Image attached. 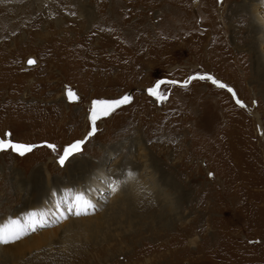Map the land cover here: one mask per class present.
I'll return each mask as SVG.
<instances>
[{"label": "rangeland", "instance_id": "374dc122", "mask_svg": "<svg viewBox=\"0 0 264 264\" xmlns=\"http://www.w3.org/2000/svg\"><path fill=\"white\" fill-rule=\"evenodd\" d=\"M0 1V22H4L5 29H13L18 13L26 15L20 17L22 24L18 28L17 37L24 42L18 44L20 49L14 50L16 46L10 45L13 37L0 26V55H3L0 66L4 74L0 76V138L7 139L6 134L11 133L16 141L37 145L23 157L12 151L0 153V226L5 240L12 233H19V239L11 243L0 242V264H264V86L251 82L256 79L257 65L251 63L252 55L236 44L229 30L230 19L237 16L229 11L230 7L234 4L242 7L249 0H128V5L124 0H65L69 7L77 9L74 8L75 14L59 18V23L75 19L76 15L81 19L86 14L84 8L95 13L96 4L106 8V20L100 19L105 24L119 14L121 23L137 21L136 31L143 30L140 31L143 40L139 36L131 40L130 34L136 33L126 29L127 26L120 33H113L119 30V19L114 21L110 35L103 33L110 23L91 33L93 26L87 21L73 27L66 22L58 29L52 20L49 30L47 20L23 12L30 0ZM122 1L123 11L115 14ZM175 1L181 5L179 17L187 21L183 27L185 35L175 30L172 20ZM130 8L137 13L129 19L125 12ZM33 21L38 22L36 26L31 24ZM24 44L31 49L22 48ZM99 44L110 56L104 66H99L102 60L97 58V53L103 50L92 49ZM60 47L65 53L57 55ZM46 53L55 55L56 61L49 64L47 60L48 64L43 65ZM29 58L37 60L36 64H28ZM9 60L10 65L18 66L17 71L8 67ZM40 60L44 61L42 67ZM114 60L121 63H113ZM193 75L218 78L235 90L236 97L210 80H191L185 86L184 81ZM158 80L179 83L161 85L157 90L163 97L161 100L148 92ZM66 89H74L80 102H69ZM126 92L133 94L131 102L111 116L97 120V132L81 146V152L74 154V159L69 157L71 163L60 165L57 152L43 146L47 142L59 150L83 139L91 126L92 101L117 98ZM236 98L245 107L236 104ZM179 137L183 138L181 143L188 154L185 160L177 148ZM165 138L173 139V145H164ZM109 149L112 154L105 157ZM151 159L155 163L153 168ZM79 164L88 168V172L76 173L80 171ZM48 167L53 186L71 189L77 181L64 179L69 172L78 175L84 185L88 173L104 167L109 177L97 180L114 184L117 200L102 202V196L95 194L102 204L91 208L93 202H88L86 210L73 218L82 197L72 191L67 199L61 200L57 193L54 199L46 200L45 210L51 215H46L44 222L38 221V215L36 221L25 219L34 212V204L43 199L34 195L30 186L22 190L23 185L31 183L34 173L47 171ZM152 181L158 192L144 197L150 202L153 198L160 199L155 209L157 220L150 223L145 218L144 222L136 223L138 199L132 206L131 195L137 192L136 186L148 190L146 186ZM146 190H142L143 194ZM84 192L86 198L88 190ZM167 193L173 200V211L161 200L167 198ZM64 206L67 214L61 218L57 211H63ZM146 209L149 210L148 206L137 213L144 217L150 212ZM105 213L107 225L95 228L88 224L99 215L106 217ZM141 225L150 226V231L131 237L142 229ZM89 230H94L98 237ZM43 234L47 235L39 247L25 245Z\"/></svg>", "mask_w": 264, "mask_h": 264}, {"label": "bare ground", "instance_id": "6f19581e", "mask_svg": "<svg viewBox=\"0 0 264 264\" xmlns=\"http://www.w3.org/2000/svg\"><path fill=\"white\" fill-rule=\"evenodd\" d=\"M5 1V0H4ZM3 1V2H4ZM28 1V0H27ZM31 2L29 3V4H27V2H26V4H27V8H25V9H23V12L24 13H27V15H29L30 13H32V14H34L33 16H36V19H39V20H47L48 22L46 23V28H48L49 30L51 29V26L50 25H52V20L54 21V22H56V24L58 25V29H60V27L64 24V23H69L70 25H72V27H73V25L74 24H76V23H79L78 25H82V23L84 22V21H87L90 25H92L93 26V29H91L92 31H91V33L94 31V29L96 30V29H98V30H102V28H103V25L105 24L104 22H101L100 21V19H105L106 18V15H104V12L106 11V8H102V7H100L99 5H96L95 4V7H96V9H95V13L93 12V11H91V10H89V9H86V8H84L83 6H81V8H84L85 9V11H86V14H85V16L84 17H81V19H79L78 17H77V15L75 16V19H69L68 18V20H66L64 23H59V18H61V17H63V16H69V15H73V14H75V9H77V8H75V7H69L67 4V0L65 1V0H30ZM93 1V0H92ZM104 1V0H103ZM124 1H126V3H127V5L128 4H130V2L128 1V0H124ZM124 1H122L120 4H118V11H116L115 10V14H117L118 12L120 13L121 11H119V10H122L123 11V6H124ZM259 0H249L248 2H245L244 1V5L242 6V7H239V6H237V5H233V6H231L230 7V9H229V11L231 12V13H233V12H235V15H237L236 17H232L231 19H230V21H231V23H232V25L230 26V31L231 32H233V37H234V41H236V44L238 45V46H240L242 49L243 48H246V50H247V52H249L251 55H252V57H251V60H252V62L251 63H253V64H256L257 65V72H256V74H255V76H256V79L254 78V79H252L251 80V82L252 81H254L255 82V84H256V86L258 85V83H259V85L261 86V87H263L264 86V0H262L263 2H262V4L260 3L259 4V2H258ZM1 2V1H0ZM8 2V1H7ZM105 2V1H104ZM166 2V1H165ZM168 2V1H167ZM137 3V2H136ZM161 3V2H160ZM171 3V2H170ZM175 3L177 4V5H173L174 6V11H172V20H173V22L175 23V30H179L180 32L179 33H182L183 35H185L186 33L183 31V27H184V25H185V23L187 22L186 21V19L184 20V19H182L181 18V16L179 17V11H180V9H181V5H180V3H179V1H175ZM6 4V3H5ZM20 4V3H19ZM163 4V3H162ZM161 4V5H162ZM210 4H211V2H210ZM12 5V4H11ZM70 5H71V3H70ZM104 5H105V3H104ZM126 5V4H125ZM138 5H140V4H138ZM142 5V4H141ZM7 7H8V5H6ZM101 6H102V4H101ZM2 7V6H1ZM22 7V6H21ZM91 7V6H90ZM105 7V6H104ZM147 7V6H146ZM149 7V6H148ZM75 8V9H74ZM129 8V7H128ZM16 9V8H15ZM22 9V8H21ZM151 9V8H150ZM14 10V9H13ZM183 10V9H182ZM181 10V13L183 12ZM16 11H18V10H16ZM11 12H14V11H11ZM126 13V14H125ZM124 14L125 15H127L126 16V18H129V16H132L133 14H135V13H137L136 12V9H133V8H130L129 9V11H127V12H125ZM94 14L96 15V16H94ZM171 14V13H170ZM23 15V14H22ZM22 15H20V13H18V18H16L15 19V21H14V23H15V25L13 26V29H10L9 27H7L6 29H5V27L4 26H6L5 24H4V22H0V26H1V28L2 29H5V32L9 35V36H12L13 37V39H14V41L10 44V45H15L16 47H15V49L14 50H16V49H20V46L18 45L19 43H24L23 42V39L21 38V39H18L19 37H17V35H18V33H19V31H18V28H19V26H21V24H22V21L20 20L21 18L20 17H22ZM99 15V16H98ZM23 16H26V15H23ZM98 16V19H96L95 17H97ZM119 17L117 18V19H119L120 17H121V15L119 14L118 15ZM147 16V15H146ZM234 16V15H233ZM148 17V16H147ZM230 17H231V15H230ZM73 18V17H72ZM180 18V19H179ZM2 19V18H1ZM14 19V18H13ZM32 19V18H31ZM117 19H114V20H111V18H110V20L107 22V23H110L111 24V26H107V29H105V30H103L104 32L103 33H110V31H113L114 29H113V25L115 26V24H113V23H116V22H114L115 20H117ZM130 19V18H129ZM176 19V20H175ZM4 20V19H3ZM24 20V19H23ZM106 20V19H105ZM132 20V19H131ZM241 22H244V23H241ZM25 21V20H24ZM94 21H96L97 22V24H95L96 22H94ZM103 21V20H102ZM128 21V20H127ZM160 21V20H159ZM92 22V23H91ZM99 22H101V23H99ZM170 22V21H169ZM212 22H214V21H212ZM26 23H28V22H26ZM36 23H38L37 21L35 22V21H33L31 24L33 25V26H36ZM44 23V22H43ZM106 23V24H107ZM94 24V25H93ZM105 24V25H106ZM9 25V24H8ZM7 25V26H8ZM23 26V25H22ZM27 27L29 26V24H27L26 25ZM40 25H38V27H39ZM127 26V28L126 29H129V30H131V31H133V32H135L136 34H133V33H131L130 34V36H129V38L131 39V40H135L136 39V37L137 36H139V39H141V40H143L145 37H143L142 36V33L140 32V31H142L143 32V30H139V31H136V29L138 30V22L137 21H131V23L130 22H126V20L124 21V22H122L121 23V19H119V30L118 31H113V33H120V31H121V29H123L124 27H126ZM25 27V26H24ZM23 27V28H24ZM42 27V26H41ZM83 27H85V25L83 26ZM101 27V28H100ZM140 27V26H139ZM228 27H229V25H228ZM21 28V27H20ZM43 28V27H42ZM80 29H81V27H79ZM85 28H87V27H85ZM84 28V30H86ZM178 28V29H177ZM226 28H227V26H226ZM76 29H77V27H76ZM83 29V28H82ZM116 29H117V27H116ZM135 29V30H134ZM26 30V29H25ZM40 30V29H39ZM42 30V29H41ZM40 30V31H41ZM49 30H46V31H49ZM89 30V29H88ZM4 31V30H3ZM55 31V30H54ZM78 31V30H77ZM57 32V31H56ZM88 32V31H87ZM138 32V33H137ZM150 32V31H149ZM34 33V32H33ZM43 33V32H42ZM84 33V32H83ZM178 33V34H179ZM47 33H45L44 35H46ZM82 34V33H81ZM148 34H150V33H148ZM147 34V35H148ZM4 35V34H3ZM22 35V34H21ZM25 35V34H24ZM32 35V34H31ZM87 35L89 36L90 35V33L88 32L87 33ZM101 35V34H100ZM103 35H107V34H103ZM110 35V34H109ZM123 35V34H122ZM147 35H146V38H147ZM1 36V35H0ZM63 36V35H62ZM78 36V35H77ZM85 37H86V35H84ZM102 36V35H101ZM121 36V35H120ZM153 36H154V34H153ZM181 36V35H180ZM180 36H178V38L181 40L182 38L180 37ZM64 37H65V34H64ZM176 38H177V35L175 36ZM1 38V37H0ZM24 38V37H23ZM87 38V37H86ZM95 38V37H94ZM88 39V38H87ZM150 39V38H149ZM2 40V39H1ZM41 40V39H40ZM81 40H82V38H81ZM83 40H84V38H83ZM90 40V39H89ZM122 40V39H121ZM45 41H47V43H49L50 42V40H45ZM67 41V40H66ZM85 41V40H84ZM87 41V40H86ZM179 41V40H178ZM182 41V40H181ZM88 42V41H87ZM28 43V42H27ZM33 43V42H32ZM81 43H83V42H81ZM172 43V42H171ZM80 44V43H79ZM78 44V45H79ZM87 44V43H86ZM90 44V43H89ZM88 44V45H89ZM57 45V44H56ZM64 45V44H63ZM83 45H84V43H83ZM172 45H174L173 43H172ZM50 47L49 48H51V45H49ZM58 46V45H57ZM65 46V45H64ZM92 46V45H91ZM33 47V46H32ZM56 47V46H55ZM59 47V46H58ZM80 47H82L81 45H80ZM171 47V46H170ZM22 48H30L31 49V47H30V45H28V44H24V45H22ZM36 48V47H35ZM40 48V47H39ZM48 48V47H47ZM46 48V49H47ZM79 48V47H78ZM83 48V47H82ZM107 48V47H106ZM143 48V47H142ZM61 49V47L58 49V50H60ZM84 49V48H83ZM92 49H94V51L95 52H98L97 50H100V49H102L103 50V53H97V58L98 59H101L102 61H101V64H99V66H104V63H105V60L107 61L109 58H110V56H107L106 54H105V51H104V49H103V47L99 44V46H96V48H92ZM238 49V48H237ZM49 50V49H48ZM52 50V49H51ZM50 50V51H51ZM58 50H56V54L57 55H59V54H63V53H65L64 51H62L63 49H61V51H58ZM139 50H141L140 48H139ZM13 51V50H12ZM26 51V50H25ZM32 51V50H31ZM30 51V52H31ZM36 51H38V50H35L34 52H36ZM45 51V50H44ZM72 51V50H71ZM85 51V50H84ZM90 51V50H89ZM238 51V50H237ZM240 52H241V50H239ZM18 52V51H17ZM39 52V51H38ZM70 52V51H69ZM94 52V53H95ZM142 52H143V49H142ZM141 52V53H142ZM44 53V52H43ZM43 53H41L40 52V54H43ZM48 53V52H47ZM46 53V55H47V57H44L43 59H45L46 61L44 62V61H42V60H40V64H39V66L40 67H42L43 65H45V64H48L47 63V60H50L49 61V64L52 62V61H54L53 60V58H56V56L54 55V56H48L49 54H47ZM71 53V52H70ZM38 55L39 57L41 56V55ZM15 55V54H14ZM45 55V54H44ZM43 55V56H44ZM45 55V56H46ZM51 55V54H50ZM71 55V54H70ZM70 55H68V56H70ZM17 56H18V54H17ZM66 56V55H65ZM79 56V55H78ZM77 56V57H78ZM88 56V55H87ZM2 57H3V55H0V62H1V59H2ZM15 57V56H14ZM64 57V56H63ZM71 57V56H70ZM22 58V57H21ZM41 58H42V56H41ZM65 58V57H64ZM72 58V57H71ZM13 59V58H12ZM15 59V58H14ZM75 59H77V58H75ZM69 60V59H68ZM85 60V59H84ZM3 61V60H2ZM21 61V60H20ZM37 61V60H36ZM44 62V64L42 65L41 63L42 62ZM56 61V60H55ZM54 61V62H55ZM80 61V60H79ZM225 61H227L226 59H225ZM18 62V61H17ZM16 62V63H17ZM58 62V61H57ZM71 62V61H70ZM229 62V61H228ZM12 63V60H9L8 62H7V64H8V67H15L14 68V70L15 71H17V69H18V66H17V68H16V66H13V65H10ZM113 63H117V64H119V63H121V62H119V61H117V60H114V62ZM1 64V63H0ZM106 64V63H105ZM17 65H18V63H17ZM72 65V64H71ZM78 65V64H77ZM250 65V64H249ZM28 66H30V65H28ZM70 66V65H69ZM48 67V66H47ZM75 67V66H74ZM1 68H2V66H0V76H4V74H2L1 73ZM47 70V69H46ZM21 74H23V73H21ZM7 74H5V76H6ZM20 75V74H19ZM253 75H254V73H253ZM10 76V75H9ZM21 76H23V75H21ZM6 78V77H5ZM218 79V78H217ZM8 80H11V79H9L8 78ZM5 84V83H4ZM65 96H66V98H67V95H66V91H65ZM67 100H69L68 98H67ZM70 101V100H69ZM71 103H73L74 101H70ZM179 102V101H178ZM181 102V101H180ZM181 107V106H180ZM41 108V107H40ZM39 109V108H38ZM52 109V108H51ZM50 112V111H49ZM44 113V112H43ZM51 113H52V110H51ZM40 114H41V112H40ZM50 114V113H49ZM54 114V113H53ZM53 114H52V116H53ZM56 114V113H55ZM43 115V114H42ZM44 116V115H43ZM50 115H48V117H49ZM51 116V117H52ZM109 116H111V114L109 115ZM47 117V116H46ZM55 117V116H54ZM261 117V116H260ZM58 118V117H57ZM50 119V118H49ZM101 119H104V118H101ZM57 120V119H56ZM67 121V120H66ZM48 122V121H47ZM49 122H50V120H49ZM54 122V121H53ZM183 124H184V122H183ZM263 124V123H262ZM34 125V124H33ZM57 125V124H56ZM55 127V126H54ZM181 127V126H180ZM175 136V135H174ZM183 138H178V141H176L177 142V145H178V150H181L182 152H183V159L182 160H185L187 157H188V154H186V151H185V145H183L182 143H183V140H182ZM181 140H182V143H181ZM174 142V140L173 139H168V138H165L164 140H163V144L164 145H168V146H170V145H173V144H171V143H173ZM185 143V142H184ZM133 145V144H132ZM144 145V144H143ZM134 146V145H133ZM142 147L139 145V150L141 149ZM138 149V148H137ZM120 152V151H119ZM177 153V152H176ZM111 154H112V152H111V150L109 149L108 150V152L106 153V154H104L105 155V157L107 156V155H110L111 156ZM115 154V153H114ZM140 154V153H139ZM148 154V153H147ZM146 154V155H147ZM152 156V155H151ZM153 158V157H152ZM74 159V158H73ZM139 160V159H138ZM152 160V159H151ZM155 160V159H154ZM157 160V159H156ZM55 165L57 166V159H55ZM95 162V161H94ZM152 162V168H153V163H154V161L152 160L151 161ZM168 163V162H167ZM49 164V163H48ZM86 164V163H85ZM151 164V163H150ZM155 164V163H154ZM157 165V164H156ZM78 166H80V171H76V173H86V172H88V168H85L82 164H79ZM86 166H91V164H88V165H86ZM119 167H121V166H119ZM69 168V167H68ZM91 168V167H90ZM92 168H94V166L92 167ZM91 168V169H92ZM167 168V167H166ZM50 167H48V169H47V171H44V169H43V171H42V173H40V172H36V173H34L33 174V177L30 179V181H31V183H25L24 185H23V189L22 190H26L25 188H26V186H30V187H32L33 188V194L34 195H36L37 197H39V199H43L42 200V202H38V203H36V204H31V206L33 207H35L34 208V212L31 214V215H28V216H26L25 217V219H29V220H31V221H36V217H37V215H38V217L40 218V219H38V221H41V222H44L47 218L45 217L46 215H51V213H50V211L49 210H45V207L47 206V202H46V200H47V198L48 197H51V198H55V196H57V193L61 196V200H64V199H67V196H68V194L70 193V192H76L77 193V195H78V197H82L81 198V203H80V205H79V207H75V205L74 204H71V206H73V207H75V212L73 213V218H75L76 216H77V211L79 210L80 211V213L82 212V211H84L85 210V205L88 203V202H93V204L92 203H90V207L92 208L94 205H99V204H102V202H107V201H111V203L114 201V199H116L117 200V198H115V191L117 190L116 189V186L114 185V184H111V182H108V183H103V182H99L97 179H100L101 178V180L102 181H105L108 177H109V175L107 174V172H104L103 170H104V167H102L101 169H98V170H93V171H91V174L92 175H95V176H91V178H90V176L89 175H91L90 173H88L87 174V176L85 177V179H84V181L86 180V182H85V184L84 185H81V181H82V179H80V177L78 176V175H75V174H73L74 172L73 171H71V172H69V175L66 177V178H64V179H67V178H74L76 181H77V183L75 184L76 186L74 187V188H72L71 189V187H66L65 185H58V186H53L52 185V181H51V178H50ZM96 169V168H95ZM170 169V168H169ZM101 170V171H100ZM168 170V169H167ZM171 170V169H170ZM169 171V170H168ZM45 172V173H44ZM170 172V171H169ZM131 174V173H130ZM133 174V173H132ZM140 174V173H139ZM85 176V175H84ZM83 176V177H84ZM97 176V177H96ZM140 176V175H139ZM152 176L153 177H155V175H153V173H152ZM163 176V175H162ZM76 177V178H75ZM164 177V176H163ZM151 178V177H150ZM156 179H157V177H155ZM160 178V177H159ZM18 180H20L21 179V176H18V178H17ZM110 179H111V177H110ZM100 180V181H101ZM112 180V179H111ZM154 180V179H153ZM119 181V180H118ZM140 181V180H139ZM173 181V180H172ZM249 181V180H248ZM115 182V181H114ZM138 182V181H137ZM136 182V183H137ZM175 182V181H174ZM74 183V182H73ZM120 183V182H119ZM141 183V182H140ZM145 183H147V182H145ZM172 183V182H171ZM70 184H72V183H70ZM153 184H156L154 181H152L151 183L149 182L148 183V185L146 186L147 187V189L148 190H150V191H148V190H146V189H142L143 191L144 190H146L147 191V193H145V194H143V192H142V190L140 189V187L139 186H136V190H137V192L135 193V195L134 194H132L131 196H132V198L134 197V199H133V201H132V199H130L131 201H132V206L134 205V207H135V202L137 201V199H138V201L136 202V207H137V209H135V211H136V216H137V220H136V223H138V222H144V219L146 218V222H149L150 221V223H154L155 222V219L157 218L156 217V214H157V212H156V210L155 209H157V200H160V199H155V198H153L152 196V201L150 202V200L148 199V198H146V197H144V196H147L148 197V195L150 194V192H152V194H153V192L154 193H157L158 192V188H156V186L157 185H153ZM66 185H67V183H66ZM141 185V184H140ZM69 186H71V185H69ZM118 186V185H117ZM29 187V188H30ZM156 188V189H155ZM88 190V193L87 194H89L86 198H85V192H84V190ZM20 190V189H19ZM18 190V191H19ZM169 190V189H168ZM28 191V190H27ZM26 191V192H27ZM107 191H109L110 192V195H107V194H105V192H107ZM168 192V191H167ZM120 193V192H119ZM127 193V192H126ZM125 193V194H126ZM169 193V192H168ZM168 193H167V198H165V197H163V199H161L162 201H165L164 202V204H168V209L169 208H171L172 209V199H171V197H170V195H168ZM26 194V193H25ZM95 194L97 195V196H102V202L100 201V199L99 198H96L95 197ZM117 194V193H116ZM160 194V193H159ZM187 194V193H186ZM27 195V194H26ZM162 195V194H161ZM72 196V195H71ZM141 196H143V197H141ZM30 197V196H29ZM28 197V198H29ZM33 197V196H32ZM139 197H141V198H139ZM160 196L159 195H156V198H159ZM162 197V196H161ZM28 198H27V200H28ZM76 198V197H75ZM180 199V198H179ZM182 199H184L183 197H182ZM182 199H181V203L180 204H182L183 203V201H182ZM185 200V199H184ZM61 201H59V203H60ZM115 202V201H114ZM161 202V201H160ZM118 203V202H117ZM116 203V204H117ZM162 204V203H161ZM25 205V204H24ZM62 205H63V203H62ZM113 205V204H112ZM111 205V206H112ZM118 205H119V203H118ZM186 205V204H185ZM28 206H29V204H28ZM148 206V208H149V210H147L146 212H148V211H150L149 212V214H145L144 215V217L142 216V214L141 215H139V213H137V212H143L144 211V207H147ZM154 206V207H153ZM125 207V206H124ZM31 208V207H30ZM64 209H63V211H60V210H58L57 211V214H58V216L59 217H61V218H63L66 214H67V212H65V208H66V206H64L63 207ZM111 209V208H110ZM121 209V208H120ZM125 209V208H124ZM123 209V206H122V210H124ZM24 210V209H23ZM162 210H164V208H162ZM161 210V211H162ZM54 211V210H53ZM67 211V210H66ZM169 211H170V209H169ZM172 211H173V209H172ZM22 212V211H21ZM68 212H69V210H68ZM125 212V211H124ZM19 213V212H18ZM123 213V212H122ZM21 214V213H20ZM106 214V217H105V215L104 216H101V215H99V216H97V217H95L94 219H91L92 220V222H89L88 224L90 225V226H95V228L96 227H98L99 225H103L104 224V222L105 221H107V219H108V214L107 213H105ZM125 214V213H124ZM161 214V213H160ZM69 216V215H68ZM114 216H112V217H110V219H112ZM8 218H10V217H8ZM12 218V217H11ZM61 218H59V219H61ZM123 218H124V216H123ZM5 219H7V218H5ZM109 219V220H110ZM125 219V218H124ZM129 219V218H128ZM160 219V218H159ZM3 220V219H2ZM10 220V219H9ZM75 220H79V219H75ZM91 220H88V221H91ZM157 220V219H156ZM72 221V220H71ZM131 221V223H132V220H130ZM6 222V221H5ZM246 222V221H245ZM71 223H73V222H71ZM70 223V224H71ZM77 223H84V222H77ZM110 223V222H109ZM130 223V222H129ZM108 224V222H106L104 225H107ZM143 224V223H142ZM144 225V224H143ZM237 225V224H236ZM142 226V225H141ZM60 227V226H59ZM62 227V226H61ZM152 227V226H151ZM147 229H149V231H150V226H149V228L148 227H144V226H142V229H139V230H137L136 231V233H134V234H132L131 235V237H138L140 234H144L146 231L145 230H147ZM53 231V230H52ZM51 231V232H52ZM89 231H94V230H89ZM50 232V233H51ZM54 232V231H53ZM151 233V232H150ZM49 234V233H48ZM32 235V234H31ZM30 235V236H31ZM47 234H43V235H38L37 237H34V238H30L29 237V239H31L30 241H26V243H25V245H27L28 247H30V248H32V247H39L40 245H42L44 242H41L43 239H44V237L46 236ZM0 236H2L3 238H4V240H5V237H4V235H3V232H2V226H0ZM35 236V235H34ZM93 236H95V238L96 237H98L97 236V234H96V232L94 231V234H93ZM31 237H33V236H31ZM27 238V237H26ZM102 239H105L104 237L103 238H101L100 240H102ZM19 241V240H18ZM21 241V240H20ZM16 242V241H15ZM17 243V242H16ZM14 245V244H13ZM1 246H3L4 247V245H1ZM6 246V245H5ZM9 247V246H8ZM15 247V246H14ZM16 248V247H15ZM6 249V248H5ZM34 249V248H33ZM39 249V248H38ZM19 251L20 250H25L26 251V249L25 248H19L18 249ZM15 251V250H14ZM6 254V253H5ZM3 255V254H2ZM13 255V254H12ZM3 257H4V255H3ZM11 258V257H10ZM1 260V259H0ZM50 260V259H49ZM11 261V260H10ZM13 261V260H12Z\"/></svg>", "mask_w": 264, "mask_h": 264}, {"label": "snow or ice", "instance_id": "6c2138e0", "mask_svg": "<svg viewBox=\"0 0 264 264\" xmlns=\"http://www.w3.org/2000/svg\"><path fill=\"white\" fill-rule=\"evenodd\" d=\"M29 64L35 63L33 60L28 61ZM191 80H210L211 83L221 89H227L229 93L232 94L233 97H236V92L233 88L229 87L226 83L220 81L216 77L212 75H193L188 77L187 80L184 81V85L186 86ZM179 83L176 80H158L155 82L153 87L148 89L150 95L155 96L157 99H163L162 95L158 93V89L161 85L164 84H177ZM71 96V93H69ZM132 97L130 95H122L118 98H109V99H97L92 101V107L90 110V130L87 132L86 136L83 139H78L74 142L68 143L66 146H61L58 150L57 146L51 143H44V147L51 149L52 151L57 152L58 155V163L60 165H65L67 163H71L69 157L74 158V154L81 152V146L85 144L86 140L93 137L97 132V120L102 117H107L111 113H113L117 108L122 105L130 103ZM236 104L240 105L241 108L245 107V104L239 98H236ZM7 139L0 138V153L12 151L17 155L23 157L27 153H30L37 145L33 143H23L12 139V134L7 133ZM212 175V173H209ZM79 207V206H78ZM88 205H85V210ZM77 215H80V211L78 210ZM19 239V233L14 232L11 234V238L9 240H4L2 236H0V242L11 243L14 240Z\"/></svg>", "mask_w": 264, "mask_h": 264}, {"label": "water", "instance_id": "95a60500", "mask_svg": "<svg viewBox=\"0 0 264 264\" xmlns=\"http://www.w3.org/2000/svg\"><path fill=\"white\" fill-rule=\"evenodd\" d=\"M222 0H219V2H221ZM33 60V61H35V63H33V64H36V60L34 59V58H29L28 59V61L29 60ZM29 64V63H28ZM27 64V65H28ZM30 65H32V64H30ZM69 93H71V96L69 95ZM66 95H67V98L70 100V101H74V102H80L79 100V96L77 95V93H76V91L74 90V89H66ZM123 95H130L132 98H133V94L131 93V92H126L125 94H123ZM122 96V95H121ZM120 97V96H119ZM118 98V97H117ZM103 99H109V98H103ZM68 100V101H69ZM102 100V99H101ZM69 101V102H70ZM131 102V101H130ZM129 104V103H128ZM125 105H127V104H125ZM125 105H122V106H120L119 108H117V109H120V108H122L123 106H125ZM116 109V110H117ZM115 110V111H116ZM114 111V112H115ZM112 114V113H111ZM108 117V116H107ZM102 118H105V117H102Z\"/></svg>", "mask_w": 264, "mask_h": 264}]
</instances>
